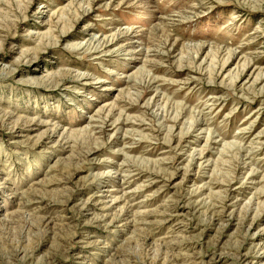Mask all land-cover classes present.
Masks as SVG:
<instances>
[{
  "label": "rangeland",
  "instance_id": "374dc122",
  "mask_svg": "<svg viewBox=\"0 0 264 264\" xmlns=\"http://www.w3.org/2000/svg\"><path fill=\"white\" fill-rule=\"evenodd\" d=\"M0 264H264V0H0Z\"/></svg>",
  "mask_w": 264,
  "mask_h": 264
}]
</instances>
